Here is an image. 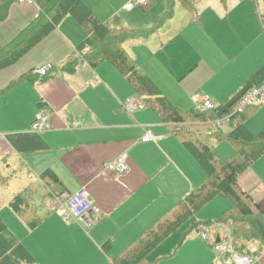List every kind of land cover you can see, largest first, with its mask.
Here are the masks:
<instances>
[{
	"label": "crops",
	"instance_id": "crops-1",
	"mask_svg": "<svg viewBox=\"0 0 264 264\" xmlns=\"http://www.w3.org/2000/svg\"><path fill=\"white\" fill-rule=\"evenodd\" d=\"M83 1L101 21L136 30L154 26L167 8V3L152 0L146 8L131 10L124 8L129 0ZM180 5L176 3L175 9ZM237 5L231 4L232 11ZM183 9L189 16L178 9L179 17L175 13L152 34L132 38L124 47L162 95L181 111L194 109L191 97L196 92L208 94L218 105L225 104L264 66V15L260 23L241 13L232 16L228 3L216 0L197 3L195 13ZM39 14L36 3L0 0V49L17 39ZM87 36L68 15L15 63L0 69L1 156L14 154L26 175L42 186L40 192L31 181L17 192H22L42 220L29 228L16 213L29 230L28 239L21 241L12 233L23 253L36 264L114 261L206 177L205 173L199 181L201 165L174 134L172 123L163 121L148 105L132 114L122 108V102L137 93L108 61L97 66L89 63L90 49H80ZM46 63L53 64L50 73L37 75L34 71ZM40 109L49 112L52 129L35 134L32 123ZM73 122L79 127L72 129ZM148 131L152 138L144 142L142 137ZM212 133L207 130L202 136L206 140ZM19 134L23 135L24 151L9 140ZM121 154L127 155L126 174L103 169L104 162ZM254 163L239 182L264 209V161ZM47 169L58 181L42 178ZM85 186L101 209L98 223L90 230L66 222L53 208L52 191L74 194ZM200 222H193L188 230L192 235ZM215 238L203 241L202 252L192 264H231L227 255L216 253L215 257L212 253ZM251 245L262 255L259 264H264V247L259 242ZM149 252L146 259L157 264L158 259L147 257Z\"/></svg>",
	"mask_w": 264,
	"mask_h": 264
},
{
	"label": "trees",
	"instance_id": "trees-1",
	"mask_svg": "<svg viewBox=\"0 0 264 264\" xmlns=\"http://www.w3.org/2000/svg\"><path fill=\"white\" fill-rule=\"evenodd\" d=\"M177 1H180L189 12L195 13L196 0H166V11L154 26L136 30L117 26L112 21H101L83 0H35L40 7L39 16L10 45L0 49L1 69L20 59L52 32L66 16L74 17L88 35L80 49L86 47L90 49L89 63L97 66L108 61L124 75L136 93L143 97L146 105L154 109L163 121L174 125L172 127L174 134L182 139L186 148L206 171L205 179L193 188L185 199L108 264H155L146 259V254L216 196L226 197L231 202V208L222 220L232 219L235 239L242 241L257 239L264 247V209L239 182L240 176L264 155V130L258 135H253L246 127L244 115L251 107L242 113H234L229 131H213L219 141H227L234 148V155L227 161H220L212 146L202 136V132L205 131L202 130L203 127H209L216 119L233 113L239 99L264 81V66L248 80L240 93L225 104L219 105L217 109L204 113L195 109L184 112L174 107L162 95L158 86L141 70L124 47L126 41L148 36L171 19ZM22 136V134L9 136V140L20 151L26 150L22 146L20 138ZM42 178L58 181V177L51 169L44 171ZM4 179L6 177L0 173V180ZM10 203L29 228H34L42 220L31 209L29 206L31 204L24 200L22 192L16 193ZM0 264H36L30 256L23 253V247L11 235L1 218Z\"/></svg>",
	"mask_w": 264,
	"mask_h": 264
},
{
	"label": "rangeland",
	"instance_id": "rangeland-1",
	"mask_svg": "<svg viewBox=\"0 0 264 264\" xmlns=\"http://www.w3.org/2000/svg\"><path fill=\"white\" fill-rule=\"evenodd\" d=\"M103 3L105 0H97V2ZM115 3H123V0H106ZM130 1V0H129ZM128 1V2H129ZM210 0H196L194 3H209ZM218 3H228L229 10L232 16L235 13H241L246 17H255L258 23L261 22L262 12L264 13V0H216ZM152 3H166L165 0H152ZM176 3H181L177 1ZM232 3H238L236 9L232 11ZM259 3V6L258 4ZM179 10L184 11V13L189 16V14L180 5ZM178 9L174 10V14L179 17ZM173 14V17H174ZM172 17V18H173ZM264 28V26H263ZM88 58V54L86 56ZM107 62V61H104ZM103 63V62H102ZM217 100V99H216ZM246 117V124L250 128L253 135H258L264 130V104L259 107H251L244 115ZM230 128V127H227ZM224 131H226V129ZM216 128L215 124H211L209 127H203L202 130L207 132V130L214 131ZM218 130V129H217ZM202 132V133H204ZM210 138L206 139L211 143L212 150L214 151L216 157L220 161H227L234 155L233 146L227 141H218L216 136L212 133ZM264 161V155L257 160L255 165ZM21 163L19 158L14 154L8 155L7 158L1 156L0 151V173L6 177V183L0 181V218L5 223L8 231L19 239H28V229L21 222L20 218L17 216L16 212L11 207V200L15 196L22 186L27 185L31 181H34L40 192L42 191V186L38 179L29 177L26 172L21 169ZM199 181L204 178L205 170L200 166L199 170ZM231 208V202L228 198L223 196H216L203 205L197 212L191 215L187 220L183 221L170 235L162 241L156 248H154L148 254V258L158 259L157 264H192L195 258L202 252V243L204 239L200 236L192 235V232L188 231L195 221H201L200 223H206L207 221L222 220L226 216V212ZM42 212H45L43 210ZM42 215V213L40 212ZM199 223V224H200ZM187 233H190L187 238L184 237ZM30 239V238H29ZM234 240L239 245L247 246L251 252L253 246L251 243L259 242L257 239H251L250 241H242L240 239ZM260 243V242H259ZM213 249L212 253L215 257L216 251ZM195 264V263H194Z\"/></svg>",
	"mask_w": 264,
	"mask_h": 264
},
{
	"label": "built area",
	"instance_id": "built-area-1",
	"mask_svg": "<svg viewBox=\"0 0 264 264\" xmlns=\"http://www.w3.org/2000/svg\"><path fill=\"white\" fill-rule=\"evenodd\" d=\"M20 4H34L35 0H14ZM151 0H130L125 9L131 10L138 7L146 8L150 5ZM264 21V20H263ZM53 68L52 63H46L34 72L40 76H46ZM194 109L200 112H209L217 109L219 105L206 93L196 92L191 97ZM264 104V81L257 87L247 91L238 101L233 113L225 115L213 121L218 130H224L231 124L234 113H242L250 107L261 106ZM122 108L132 114L137 110L146 108V103L140 95L128 97L122 102ZM72 129L78 128L79 123L73 122ZM32 129L35 133H44L52 129L50 114L45 109H40L32 123ZM152 138L151 132H146L142 141H149ZM103 169L112 171L117 175H124L129 171L128 159L126 154L104 162ZM53 208L68 223H77L85 229L90 230L99 221L101 209L96 205L88 187H83L78 192L72 194L67 191H52ZM233 221L215 220L206 223H200L194 229L193 233L202 237L204 240L212 239L213 235L217 236L214 240V249L218 255L226 256L228 263L231 264H259L261 253L251 252L248 247L239 245L233 236Z\"/></svg>",
	"mask_w": 264,
	"mask_h": 264
}]
</instances>
